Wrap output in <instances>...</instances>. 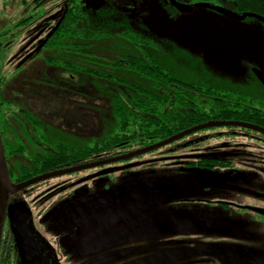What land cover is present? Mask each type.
Returning a JSON list of instances; mask_svg holds the SVG:
<instances>
[{
	"label": "rangeland",
	"instance_id": "rangeland-1",
	"mask_svg": "<svg viewBox=\"0 0 264 264\" xmlns=\"http://www.w3.org/2000/svg\"><path fill=\"white\" fill-rule=\"evenodd\" d=\"M14 1L17 2V0ZM177 1L195 7L194 11L189 14L176 13L167 6L166 0H128L122 4L129 5L127 8L131 7V9L123 6L121 8L129 12L136 22H139L150 33L152 38L165 42L163 50L166 52V63L180 70L183 75L193 73L192 77L209 78L221 88L239 90L254 96L263 94L257 97L264 98L261 83L251 72V68L256 67L264 74V24L256 18H246L243 21L232 20L213 10L197 7L200 3H207L212 7H222L237 13L235 4L228 0ZM95 2L98 4L99 0ZM103 3L102 0L99 4ZM15 5L12 0H0V21L3 27L7 25L9 28L16 23L23 7H18L20 10H17ZM135 27L138 28L137 25ZM2 42L5 43V37ZM171 55L173 59L170 58ZM7 61L8 58L4 57L0 63L4 78L1 95L5 100V77H7L5 72H10L5 68H8L11 60L5 66ZM33 65L36 67L34 68ZM45 68L43 62L28 64L19 75L7 77L8 95L11 97L13 94H20L23 104L33 115L40 117L45 124L44 130L48 134L47 137L60 145L70 148H80L84 145L88 147L103 138L113 124L111 101L108 99L109 96L105 95L106 91L102 92V88L94 85L93 81L86 76L79 77L75 81V85L82 84L81 86L70 89L64 85L65 83H49V80L56 76L51 75L52 70ZM188 69H193V71ZM192 77L191 79H194ZM57 78L61 79L58 76ZM193 151L214 155L237 151L246 155L243 156L245 157L243 160L247 157H259L264 161V134L242 127L208 128L130 161L102 167L144 163L147 159L156 161L166 156L181 158L183 155L193 154ZM110 156L111 152L95 154L87 158L86 162L89 164L105 161ZM238 159L242 158H233L232 161H239ZM256 168L214 169L207 173L187 172L189 170L187 167L138 169L135 173L137 178L133 185L134 191L128 195V197L131 196L130 202L124 203L125 195L122 194L117 197L111 194L109 200H104L99 196L92 202L90 194H82L86 198L81 200L76 198L75 201L73 200L74 203L65 207L67 215H60L54 223L50 221L48 224H52L55 234L58 230L74 227L78 229L76 233L81 232V236L84 232L86 244H92L112 233V231L106 232V229L98 230L106 227L102 225V222H98L97 214L103 212L111 202L121 201L124 205L120 208L121 211L149 207L148 210L137 215L138 220L146 227L176 224L170 228V231L175 230L170 234L136 239L135 241L139 242L138 248L128 249L129 252L125 251L126 253L121 257L122 261L138 262L160 254L166 250L157 245L158 242L162 243V239L169 242L188 239L210 245L236 243L253 248L252 245L256 246L260 243L258 234L264 231V227L257 225V219L251 214L241 216L234 210L233 214L222 217L221 211L216 218H212L209 215L211 209L205 205H177L179 208H176L172 202L209 199L210 196H215L216 199L224 197L234 202H248L256 208L258 206L256 196L259 195L256 188L250 186L253 181L260 179L254 170ZM95 170L97 169L87 172ZM122 180L127 181L122 183L123 187L129 186L128 176L125 175ZM231 186L236 188L232 189ZM121 190L122 188L118 186L114 192ZM84 205L89 206L86 209L80 207ZM163 214H166L165 217ZM180 224L194 227L185 232L179 230L182 227ZM178 225L180 226L177 227ZM158 239L159 241H156ZM80 243V241H72L69 247L75 260L86 259L88 256L89 258L95 257L104 251L107 252L109 248L91 247L92 244L88 250L80 252L77 250H82V248L75 247Z\"/></svg>",
	"mask_w": 264,
	"mask_h": 264
},
{
	"label": "flooded vegetation",
	"instance_id": "flooded-vegetation-1",
	"mask_svg": "<svg viewBox=\"0 0 264 264\" xmlns=\"http://www.w3.org/2000/svg\"><path fill=\"white\" fill-rule=\"evenodd\" d=\"M101 1L102 0H99L97 4L95 0H17V2L12 0V2L16 4L15 7L17 10H20L18 7L21 6L23 9H21L22 12L20 10L16 23L9 28H7V25L3 27L2 21H0V63L4 57L8 58V61L5 62V66L9 60H11L8 64V68H5L10 72H5V76L8 78L17 76L28 64L32 65L43 62L46 66L45 69L52 70L53 73L51 75L56 76L52 80H49V83H65L64 85H66L68 89L81 86L82 84L75 85L73 82L68 83L67 80L64 81L62 78L63 76H87L90 74V69L88 68L89 64H87L88 61L85 67L83 64L78 63V59L83 58L82 49L78 44L82 43L84 45V43L100 42L106 39L116 40L115 38L105 39V37L96 38L86 35L81 36L78 35V32L84 31V29H87L91 25H96L97 27L100 23L103 24L105 19H103L102 16L105 15H109V20H111L110 18L112 17L114 23H119L120 16L118 11L122 9V6L125 8L129 6L127 4H122V2H127L128 0H103L104 3L100 5L99 3ZM166 2L169 8L179 13L169 3V0H166ZM127 9H131V7ZM62 32L66 34L62 35ZM4 37L5 43L2 42ZM83 48L85 49L84 52L88 55L87 58H89V45H84ZM57 60L60 61V63L56 62ZM55 62L60 66L56 65ZM33 66L34 68L36 67L35 65ZM121 69L123 68L118 67L116 72L119 74L120 72H129L122 71ZM255 69L256 67H252L251 72ZM252 75L257 79L254 72ZM57 76L61 77V79L57 78ZM7 77H5L6 100L3 98L5 100L4 102H6L5 107L7 109L4 112V117L1 119L4 124H0V126L3 132H1V134L4 149L6 148L5 156L11 184L20 186L49 174L94 164H88L86 162L87 158L84 157L78 159L76 161L78 163H75L73 154L71 153L74 149L78 150L79 148H70L60 145L53 139L47 137L48 134H46L44 130L45 124L41 121L40 117L33 115L28 107L23 104L20 94H13L11 97L8 95L6 91L8 89ZM0 79L4 80L1 69ZM1 84L3 89V83ZM260 85L264 90V86L262 84ZM83 86L87 87V85ZM238 92L240 91L238 90ZM246 95L258 99V102H264V98L257 97L263 96V94H256V96H254L246 93ZM7 98H11L12 100ZM192 103L194 104L195 102ZM195 111L197 112L198 109L191 110V112ZM81 148L83 149L82 155H84V152H88L89 146L86 147L84 145ZM145 148L147 147L126 150L125 153L110 156L107 160L130 155ZM17 150L19 153L10 154V152ZM6 153L8 154L6 155ZM140 156L141 155L132 159ZM243 156L246 155L238 153L237 151L231 153L226 152V154L221 153L219 155L193 151V154H186L181 156V158L166 156L156 161H149V159H147L144 163L136 162L124 164L120 167L100 166L60 174L38 181L14 193H10L3 217L0 236V264H22L9 218L10 210L18 206L25 209L27 214L26 222L33 230V241L42 264L135 263L127 260L122 261L121 257L126 253L125 251L129 252L128 249L138 248L139 242L135 241L136 239L155 235L159 236V234H170L175 231H170V228L176 224H163L162 226L155 227L144 226L143 222L138 220L137 215L140 212L148 210L149 207L121 211L120 208L124 207L121 201L108 204L103 212L97 214L96 219L98 222H102V225L106 227L98 230L106 229V232L112 231V233L108 234L106 238L93 242V245L86 244L84 232H82L83 236H81V232L76 233L78 229L74 227L58 230L57 234H55L52 229V224L49 225L48 223H50V221L54 223V220L59 219L60 215H67L68 212L65 211V207L74 203L76 198H78V200L86 198L82 194H90V198L92 199L91 202L95 201L99 196L104 198V200H109L111 194H113L114 197L122 194L125 195V201H122H124V203L130 202L131 196L128 197V195H131L134 191L133 185L136 183L137 178L135 173L138 169L142 168L187 167L189 169L187 172L207 173L208 171H214V169L231 168L233 170H239L241 168L249 169L257 167L254 170L260 179L253 181V184L250 185L252 188H256L259 195L256 196L258 197V206L256 208L248 202H234L233 200H226L224 197L216 199L215 196H210L209 199L200 198L198 200L174 201L172 203L176 205V208H179L177 205H205V207L211 209L209 215L212 218H216L221 211L223 213L222 217L233 214L234 210L241 216L251 214L257 219V225H262L264 227V161L259 157H247L246 160H243L245 159ZM233 158L242 159H238L239 161H232ZM174 160H176V162ZM155 162L163 163L156 164ZM92 169L97 170L87 172ZM125 175L128 176L129 186L123 187L122 183L127 182L122 180ZM118 186H120L122 190L116 193L114 190ZM231 188L235 189L236 187L231 186ZM189 198H191V196ZM165 199H168V197H165ZM167 203L169 204V202ZM87 206L89 205L80 207L86 209ZM165 215L163 214V217H165ZM177 215H179V213ZM180 225H182V227L179 228V230L185 232L190 231V229H192L191 227H194L185 224ZM252 225L254 226V223ZM258 236L260 238V243L256 246L252 245L253 248L236 243H217L210 245L202 243L201 241H191L188 239H177L170 242L162 239V243L159 244L158 242L157 245L162 246L166 250L160 253L205 249L210 252H224L225 257H180L174 260H165L153 264H264V231L260 232ZM68 241L70 242L68 243ZM72 241L81 242L75 246L76 248H82V250H77L80 252L88 250L91 245V247L109 248L106 250L107 252L104 251L95 257L89 258L88 256L86 259L75 260L69 251ZM156 241H159V239Z\"/></svg>",
	"mask_w": 264,
	"mask_h": 264
},
{
	"label": "trees",
	"instance_id": "trees-1",
	"mask_svg": "<svg viewBox=\"0 0 264 264\" xmlns=\"http://www.w3.org/2000/svg\"><path fill=\"white\" fill-rule=\"evenodd\" d=\"M228 1L235 4L238 14L253 13L264 18V0ZM118 12L119 23L105 15L102 16L103 24L91 25L78 32L81 36L115 38L116 41L84 43L90 47L89 58L84 45L78 44L83 56L78 63L85 67L88 61L90 74L86 77L109 96L113 124L104 138L89 146L84 155L81 147L74 149L71 154L75 163L95 154L111 152V156H115L126 150L152 146L209 122L235 121L264 128V102L259 103L258 99L237 90L221 88L209 78L197 79L192 77L193 73L183 75L166 63L164 41L152 38L129 12L122 9ZM170 58L174 57L171 55ZM118 67L129 72L119 74L116 72ZM179 67L182 68L180 64ZM67 77H63L64 81ZM79 77L85 76L74 75L67 78V82L75 83ZM1 83L2 79L0 124L3 125L1 119L7 108L1 95ZM192 109L198 111L191 112Z\"/></svg>",
	"mask_w": 264,
	"mask_h": 264
},
{
	"label": "water",
	"instance_id": "water-1",
	"mask_svg": "<svg viewBox=\"0 0 264 264\" xmlns=\"http://www.w3.org/2000/svg\"><path fill=\"white\" fill-rule=\"evenodd\" d=\"M169 3L181 14H189L194 11L195 7L184 5L181 3H178L176 0H169ZM199 8H206L213 10L229 19L236 20V21H243L246 18H256L260 20L264 24V18L253 14V13H243L238 14L236 12L227 10L222 7H212L207 3H200L197 5ZM254 75L257 77L259 82L264 86V74L259 71L258 69H255ZM213 127H242L249 130H255L258 132H261L264 134V128H261L259 126L243 123V122H235V121H225V122H210L204 125H200L194 128H191L189 130H186L178 135H175L167 140H164L162 142H159L157 144H154L152 146H149L145 149H142L136 153L122 156L119 158H114L107 161H102L90 165H86L80 168L70 169L67 171L57 172L53 174H49L40 178H37L35 180H32L28 183H25L20 186H14L10 183L9 180V174H8V167H7V161L5 157V149L1 134V126H0V236H1V230H2V222L3 217L5 213V209L7 206V200L10 193H14L20 189L26 188L30 185L35 184L38 181H41L46 178L54 177L60 174H66L71 173L79 170L94 168V167H100L103 165H109L113 163L123 162L130 160L136 156L149 153L158 149H161L165 146H168L178 140H181L191 134H194L196 132H199L204 129L213 128ZM9 218H10V225L12 233L15 237V242L17 245V249L20 253L22 264H42V261L39 257V254L37 252V248L33 241V230L27 225V214L25 212V209L21 206H18L9 212ZM195 256H211V257H225L224 252H210L205 249L202 250H182V251H170L165 253H160L145 259H142L138 262H135L133 264H153L160 261L165 260H174L180 257H195ZM227 258V257H226Z\"/></svg>",
	"mask_w": 264,
	"mask_h": 264
}]
</instances>
